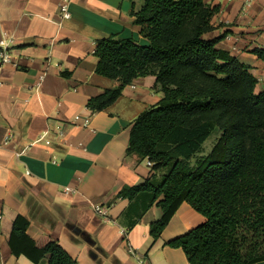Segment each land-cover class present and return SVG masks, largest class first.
<instances>
[{"label": "crops", "instance_id": "1", "mask_svg": "<svg viewBox=\"0 0 264 264\" xmlns=\"http://www.w3.org/2000/svg\"><path fill=\"white\" fill-rule=\"evenodd\" d=\"M61 1L0 0V39L16 41L14 63L0 70V264H37L12 251L17 215L29 220L32 239L51 236L78 264H190L166 241L202 223L203 214L184 201L154 240L151 224L162 208L153 204L128 229L149 197L118 195L152 174L159 182L167 171H152L148 158L127 151L133 122L164 95L155 76L136 78L106 109L88 107L119 84L96 71L97 40L117 34L148 43L133 15L142 1L71 0L69 18L60 15ZM208 1L220 6L208 36L224 34L218 46L250 65L256 90H264V58L253 52L264 49V0ZM77 114L90 116V126L75 122ZM96 205L107 208L109 220Z\"/></svg>", "mask_w": 264, "mask_h": 264}, {"label": "trees", "instance_id": "2", "mask_svg": "<svg viewBox=\"0 0 264 264\" xmlns=\"http://www.w3.org/2000/svg\"><path fill=\"white\" fill-rule=\"evenodd\" d=\"M141 1L133 15L148 43L117 34L98 39L96 71L119 84L88 101L94 111L106 109L126 85L147 75L155 76L154 88L164 94L130 130L127 151L151 160L152 171H167L159 182L152 174L119 192L130 200L149 197L128 229L157 204L163 213L150 229L157 240L187 201L205 220L167 245L182 248L190 264H258L264 261V90H256L250 65L218 46L224 34L208 36L219 5ZM253 52L264 58V49ZM218 129L206 152L205 142ZM28 225L17 215L9 237L14 254L37 264L45 257L47 264H78L51 236L32 239Z\"/></svg>", "mask_w": 264, "mask_h": 264}, {"label": "built area", "instance_id": "3", "mask_svg": "<svg viewBox=\"0 0 264 264\" xmlns=\"http://www.w3.org/2000/svg\"><path fill=\"white\" fill-rule=\"evenodd\" d=\"M253 0H245V3H250ZM70 3L71 0H62L60 3V15L62 18H69L71 16L70 11ZM16 46V41L14 37L6 36L4 35L0 39V70L3 66H5L8 63H14V48ZM46 73H43L41 75V81L43 80ZM41 81L38 83V86L40 85ZM0 85H1V79H0ZM75 122H79L82 126L88 127L91 123V117L87 116L83 119L79 114L75 115L74 117ZM44 137V134L40 136V139ZM147 163L149 166L153 165V162L149 159H147ZM66 190H70L68 187ZM95 211L99 214H101L106 220H109V215L107 208L102 205H96Z\"/></svg>", "mask_w": 264, "mask_h": 264}, {"label": "rangeland", "instance_id": "4", "mask_svg": "<svg viewBox=\"0 0 264 264\" xmlns=\"http://www.w3.org/2000/svg\"><path fill=\"white\" fill-rule=\"evenodd\" d=\"M216 133H218L219 134V129L209 138V140H208V142H207V144H206V148L209 150L212 146H213V144H214V142L216 141L215 140V137H216ZM181 235V234H180Z\"/></svg>", "mask_w": 264, "mask_h": 264}]
</instances>
